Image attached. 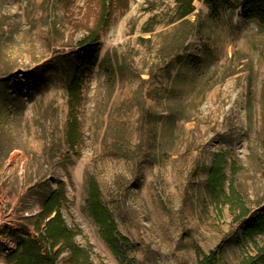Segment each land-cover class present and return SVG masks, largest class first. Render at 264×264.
Instances as JSON below:
<instances>
[{"label": "rangeland", "instance_id": "374dc122", "mask_svg": "<svg viewBox=\"0 0 264 264\" xmlns=\"http://www.w3.org/2000/svg\"><path fill=\"white\" fill-rule=\"evenodd\" d=\"M187 3L131 0L72 107L94 0H0V264L58 189L94 264H264V26Z\"/></svg>", "mask_w": 264, "mask_h": 264}, {"label": "trees", "instance_id": "16d2710c", "mask_svg": "<svg viewBox=\"0 0 264 264\" xmlns=\"http://www.w3.org/2000/svg\"><path fill=\"white\" fill-rule=\"evenodd\" d=\"M95 17L93 26L88 29L87 35L81 41L82 59L78 65L68 92L71 105L80 103L82 96L81 71L84 66H95L100 58L101 34L114 22L120 11H127L131 0H94ZM194 0H188L187 10L182 14L184 18L194 11ZM214 15H218L221 8L232 12L241 11L245 20L256 21L264 26V0H206ZM71 130L76 131L75 126ZM75 146L73 142L72 147ZM218 164L211 173L220 174ZM62 189L55 190L46 198L37 224V236L28 235L18 237L14 248L8 249L7 264H94L89 260L87 251L77 244L76 233L65 222L61 210ZM87 208L102 230L103 236L111 240L113 247L117 239L112 240L117 233V225L113 213L105 205L98 183L92 180L89 183ZM254 227L250 229L264 233V216L258 217ZM44 225V226H43ZM118 234V233H117ZM66 254L65 257H62Z\"/></svg>", "mask_w": 264, "mask_h": 264}]
</instances>
